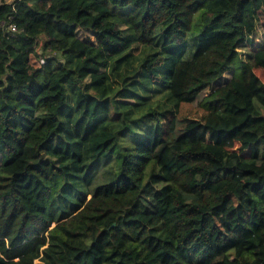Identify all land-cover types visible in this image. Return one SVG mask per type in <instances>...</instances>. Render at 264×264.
Instances as JSON below:
<instances>
[{
  "label": "trees",
  "instance_id": "trees-1",
  "mask_svg": "<svg viewBox=\"0 0 264 264\" xmlns=\"http://www.w3.org/2000/svg\"><path fill=\"white\" fill-rule=\"evenodd\" d=\"M258 24L264 0H0V264H264Z\"/></svg>",
  "mask_w": 264,
  "mask_h": 264
},
{
  "label": "rangeland",
  "instance_id": "rangeland-1",
  "mask_svg": "<svg viewBox=\"0 0 264 264\" xmlns=\"http://www.w3.org/2000/svg\"><path fill=\"white\" fill-rule=\"evenodd\" d=\"M9 2H11L12 0H7ZM262 25L261 24H258V30H257V33L256 35L254 36L255 38V45L252 46L251 48H254V47H257L260 46L263 42H264V31H263V28L261 27ZM78 35L80 38L82 39H90L91 41H94V35L90 32V31H82V30H79L78 31ZM245 51V50H244ZM42 59L44 61H46V58L45 57H41V58H37L36 56H33L31 61L36 65V66H40L42 65L44 62L42 61ZM256 73L259 75V77L261 78V80L264 82V70L262 69H257L256 70ZM230 76V73L226 74V77H229ZM209 91H206L204 95L208 94ZM203 95V96H204ZM201 96V98L203 97ZM197 102L195 103H192L188 106H186V108L183 110L184 113H189V112H193L194 114L196 113L197 109H198V106L196 104Z\"/></svg>",
  "mask_w": 264,
  "mask_h": 264
},
{
  "label": "built area",
  "instance_id": "built-area-1",
  "mask_svg": "<svg viewBox=\"0 0 264 264\" xmlns=\"http://www.w3.org/2000/svg\"><path fill=\"white\" fill-rule=\"evenodd\" d=\"M9 30L12 31V32L17 31V27H16V25H15V24H11V25L9 26ZM42 61L44 62L43 59H42Z\"/></svg>",
  "mask_w": 264,
  "mask_h": 264
},
{
  "label": "bare ground",
  "instance_id": "bare-ground-1",
  "mask_svg": "<svg viewBox=\"0 0 264 264\" xmlns=\"http://www.w3.org/2000/svg\"><path fill=\"white\" fill-rule=\"evenodd\" d=\"M46 156V155H45Z\"/></svg>",
  "mask_w": 264,
  "mask_h": 264
}]
</instances>
